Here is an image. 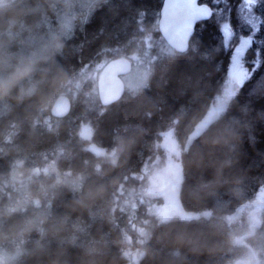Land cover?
<instances>
[{"label": "trees", "instance_id": "1", "mask_svg": "<svg viewBox=\"0 0 264 264\" xmlns=\"http://www.w3.org/2000/svg\"><path fill=\"white\" fill-rule=\"evenodd\" d=\"M162 2L87 0L86 20L69 37L50 44L46 29L56 24L64 0H14L0 9V85H5L0 87V174L67 149L55 175L78 178L69 185L36 177L44 193L35 187V214L34 204L24 212L0 213V236L22 240L12 264H125L123 222L115 216L114 201L169 128L181 148V204L199 217L154 223L138 264H245L247 256H253V264H264V210L253 232L227 222L264 187V27L250 50L253 58L259 51V72L206 127L195 129L231 64L215 14L198 23L185 53L165 42L170 52L152 49L147 86L125 92L94 118L93 151L116 150L114 162L101 160L81 141L85 107L72 106L63 119L51 115L49 127L40 122L75 70L131 42L141 51L144 33L158 29ZM201 2L212 7L208 0ZM257 13L264 18V0ZM155 35L160 37L158 31ZM236 237L243 239L238 246Z\"/></svg>", "mask_w": 264, "mask_h": 264}, {"label": "rangeland", "instance_id": "2", "mask_svg": "<svg viewBox=\"0 0 264 264\" xmlns=\"http://www.w3.org/2000/svg\"><path fill=\"white\" fill-rule=\"evenodd\" d=\"M14 0H0V9L9 6ZM79 4L76 6L71 0H64L63 6L57 17L56 24L53 27H47L46 35L49 38V44L57 37L67 38L71 35L72 29L77 24H82L86 20V1L76 0ZM208 2L215 8H222V14H215L216 20L220 25V39L224 47L225 53L232 56L235 46L238 45V37L243 35L247 37L250 29L242 21L239 20L237 6L241 0H223L219 5L212 4V0ZM230 10V23L233 26L235 36L226 47L222 25L226 22ZM85 11V12H84ZM257 13V7L255 8ZM258 14V13H257ZM155 31H158L156 29ZM155 31H147L142 36V50L133 47L132 42L129 45L106 50L97 56L88 64L81 66L68 76L60 87L59 93L54 100L60 95H66L72 102V106L77 110L80 106L85 107L84 115L81 113V123L79 128V137L81 141L86 143V149L93 151L96 149L91 143L93 136V120L103 111L98 97V79L104 66L113 58H130L132 61V70L129 74L123 76L127 93H135L146 87L152 70L154 57L152 49L160 52L161 50L170 52L164 46V39L155 35ZM166 43V42H165ZM257 43V35L254 37V43L245 55V67L253 72V79L258 68H253V61L257 57H251L250 50H253ZM141 47V46H140ZM49 47L44 48V52ZM171 49V48H170ZM172 50V49H171ZM231 67V64H230ZM230 69V68H229ZM245 82V83H246ZM243 84H239L228 70L227 77L222 86L220 93L212 101L208 113L204 120L197 124L206 127L217 120L227 109V106L234 97L236 91ZM258 84L255 91L260 90ZM258 90V92H259ZM51 110V108H50ZM50 110L48 115H41V124L49 127L51 125ZM76 110V111H77ZM84 111V110H83ZM165 144V146H163ZM67 149L61 151H53L41 157L32 160V165L26 168L25 165H17L8 173L0 174V213L9 215L12 212H24L28 208L35 214V187L40 193H44L38 189L36 177L47 179L53 177V181L57 184L74 185L78 180L76 176L69 174H59L56 177L57 162L60 158L66 157ZM95 152V151H93ZM176 152L178 156H176ZM98 157L101 160L114 162L117 156L116 150L97 149ZM180 145L174 135V129L169 128L157 141L155 152L149 157L138 172L127 178L125 183L121 185L115 198L116 218L120 217L122 226V252L125 258V264H138L143 257L146 245L151 235V229L154 223H166L172 219H193L199 216L187 212L180 200V188L182 183V167L180 165ZM24 168V169H22ZM39 185L42 182L38 183ZM36 185V186H35ZM76 185V184H75ZM28 206V208H26ZM264 210V187L260 189L254 201L248 203L238 209L236 213L229 218V225L246 226L253 232L260 223L261 213ZM7 234V232L2 233ZM6 235L0 236V264H12L18 257V247L21 241L15 238V241L5 240ZM241 237H236L233 244L238 246L242 243ZM245 264H253V256H247L244 260Z\"/></svg>", "mask_w": 264, "mask_h": 264}, {"label": "water", "instance_id": "3", "mask_svg": "<svg viewBox=\"0 0 264 264\" xmlns=\"http://www.w3.org/2000/svg\"><path fill=\"white\" fill-rule=\"evenodd\" d=\"M178 0H163L159 12L158 32L166 44L178 53H185L191 43L195 28L198 23L210 18L198 20L193 25V30L189 33L185 31L186 25L190 21L189 10L183 6L174 7ZM201 3V0H197ZM132 70V62L129 58H117L108 62L98 79V97L104 107L119 101L125 91L123 76ZM72 104L66 95L58 96L52 106L50 113L54 118L63 119L70 113Z\"/></svg>", "mask_w": 264, "mask_h": 264}, {"label": "snow or ice", "instance_id": "4", "mask_svg": "<svg viewBox=\"0 0 264 264\" xmlns=\"http://www.w3.org/2000/svg\"><path fill=\"white\" fill-rule=\"evenodd\" d=\"M222 0H212V4L219 5ZM227 3L228 0H223ZM260 0H241V3L237 6V13L239 20L242 21L250 29L247 37L240 35L238 37V45L234 47L231 56V67L229 69L230 74L236 79L239 84H244L249 80L253 74L248 68L245 67V55L254 43V37L258 34L260 29L264 27V18L260 17L255 8L259 6ZM183 6L189 10L190 21L186 25L185 31L191 32L193 25L198 20L210 18L214 14H222L224 9L213 8L208 3H198L197 0H178L174 7ZM221 31L223 33L225 46L229 45V42L234 38L235 33L233 26L230 23V10L226 22L223 23ZM253 68H258L259 51L257 52V59L253 62Z\"/></svg>", "mask_w": 264, "mask_h": 264}, {"label": "flooded vegetation", "instance_id": "5", "mask_svg": "<svg viewBox=\"0 0 264 264\" xmlns=\"http://www.w3.org/2000/svg\"><path fill=\"white\" fill-rule=\"evenodd\" d=\"M163 146H165V144H163ZM174 153H176V152H174ZM176 156H178V154L176 153Z\"/></svg>", "mask_w": 264, "mask_h": 264}, {"label": "clouds", "instance_id": "6", "mask_svg": "<svg viewBox=\"0 0 264 264\" xmlns=\"http://www.w3.org/2000/svg\"><path fill=\"white\" fill-rule=\"evenodd\" d=\"M0 87H5V85H0Z\"/></svg>", "mask_w": 264, "mask_h": 264}]
</instances>
